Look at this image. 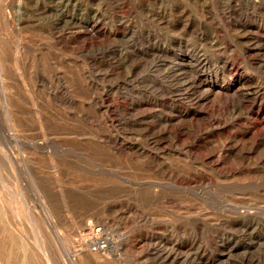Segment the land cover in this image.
Segmentation results:
<instances>
[{"label": "rangeland", "instance_id": "obj_1", "mask_svg": "<svg viewBox=\"0 0 264 264\" xmlns=\"http://www.w3.org/2000/svg\"><path fill=\"white\" fill-rule=\"evenodd\" d=\"M47 261L264 264V0H0V264Z\"/></svg>", "mask_w": 264, "mask_h": 264}, {"label": "built area", "instance_id": "obj_2", "mask_svg": "<svg viewBox=\"0 0 264 264\" xmlns=\"http://www.w3.org/2000/svg\"><path fill=\"white\" fill-rule=\"evenodd\" d=\"M106 249L105 243L103 241H97L96 243L92 244L91 251L93 252H100Z\"/></svg>", "mask_w": 264, "mask_h": 264}, {"label": "bare ground", "instance_id": "obj_3", "mask_svg": "<svg viewBox=\"0 0 264 264\" xmlns=\"http://www.w3.org/2000/svg\"><path fill=\"white\" fill-rule=\"evenodd\" d=\"M104 243V242H103ZM109 243L108 242H105V245H108ZM48 260V259H47ZM48 262V264H49V261H47Z\"/></svg>", "mask_w": 264, "mask_h": 264}]
</instances>
